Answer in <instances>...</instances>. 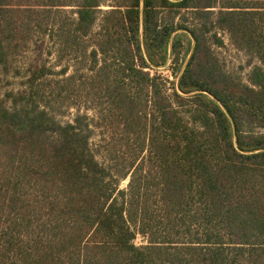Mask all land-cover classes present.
<instances>
[{
	"label": "trees",
	"instance_id": "16d2710c",
	"mask_svg": "<svg viewBox=\"0 0 264 264\" xmlns=\"http://www.w3.org/2000/svg\"><path fill=\"white\" fill-rule=\"evenodd\" d=\"M107 1L0 0V67L74 7L59 35L86 42L87 72L62 80L126 153L100 161L88 114L58 120L50 68H30L29 89L0 96V264H264V0ZM218 29L257 60L245 80Z\"/></svg>",
	"mask_w": 264,
	"mask_h": 264
},
{
	"label": "rangeland",
	"instance_id": "374dc122",
	"mask_svg": "<svg viewBox=\"0 0 264 264\" xmlns=\"http://www.w3.org/2000/svg\"><path fill=\"white\" fill-rule=\"evenodd\" d=\"M222 1V0H220ZM114 1L109 0L101 6L103 10L110 9ZM73 6H67L63 9L61 16L56 17V25L53 29L43 36L36 33L32 34L31 42L21 41L15 44L12 53L8 57L6 67H0V96L6 99L7 104H11L12 98L9 93H19L29 89L28 77L32 67L36 65H45L50 68L51 73L47 75L41 88L47 100V108L62 122L72 120L79 111L86 112L89 121L95 126V133L91 142L96 150L100 161L107 166H113L116 163L118 154L126 153L122 150L114 152L112 142H116L119 134L115 131H108L106 122L98 125L99 119L92 107L93 102L86 95V88L79 86L73 81H63L62 79L70 74L83 75L87 72V58L83 46L86 42L80 43L77 47H70L59 35L60 29L70 27L69 16L75 17L71 12ZM216 12L218 8L214 9ZM70 11V12H69ZM70 13V15H69ZM70 18V17H69ZM100 21L95 25L94 31H98ZM61 27V28H60ZM218 34L223 38V46H213L217 56L224 62L227 71L242 77L244 80L257 60L251 58L244 50L238 49L230 40L229 33L218 29ZM66 68V74L62 73ZM152 72H154L152 70ZM162 73L170 76L168 69ZM83 79V78H82ZM108 127V128H107ZM130 176L120 181L121 188H127ZM135 242L143 244L146 239L138 234Z\"/></svg>",
	"mask_w": 264,
	"mask_h": 264
},
{
	"label": "water",
	"instance_id": "95a60500",
	"mask_svg": "<svg viewBox=\"0 0 264 264\" xmlns=\"http://www.w3.org/2000/svg\"><path fill=\"white\" fill-rule=\"evenodd\" d=\"M178 31H181V30H178ZM186 31H187V30H186ZM187 32L190 34V36H191V38H192V48H191V51H190L189 55L187 56V59H186V61H185V63H184V66L186 65L187 61L189 60V58H190V56H191V54H192V52H193V50H194L195 43H196L195 36H194L191 32H189V31H187ZM146 57H147V55H146ZM181 73H182V71H181ZM181 73H180V74H181ZM204 92L208 93L211 97L215 98L214 95L211 94L210 92H208V91H204ZM222 107L225 109L224 106H222ZM225 110H226V109H225ZM228 115H229V113H228ZM229 116H230V115H229ZM230 118H231V116H230ZM233 127H234V123H233Z\"/></svg>",
	"mask_w": 264,
	"mask_h": 264
}]
</instances>
